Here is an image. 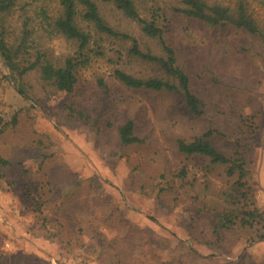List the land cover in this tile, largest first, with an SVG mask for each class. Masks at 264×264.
Returning <instances> with one entry per match:
<instances>
[{
	"label": "trees",
	"instance_id": "trees-1",
	"mask_svg": "<svg viewBox=\"0 0 264 264\" xmlns=\"http://www.w3.org/2000/svg\"><path fill=\"white\" fill-rule=\"evenodd\" d=\"M147 1L156 0H0V57L24 96L22 83L34 71L53 92L79 99L81 75L92 69L95 89L115 101L123 91L173 99L185 116L197 122V128L192 131V125L187 129L188 120L176 123L172 117L163 133L165 148L153 149L149 155L154 163L151 178L147 174L150 167L132 165L131 169L147 178L138 184L139 194L151 193L161 207L179 211L186 223V240L182 244L192 252L161 256L153 252L151 264H210L214 257L215 263L219 259L224 264H264L253 261L247 247L234 261L213 253L203 254L194 246H214L238 237L248 245L264 242V205L258 204L257 198L261 184L252 180L254 147L247 140L262 126L259 104L246 98L250 88L232 87L237 84L234 77L220 76V71L211 70L212 65L202 58L197 73L198 59L193 54L184 56L169 38V29L160 23L167 18L164 10L160 6L149 8ZM255 2L264 8V0H177L169 11L216 30L218 39L214 44L219 55L234 57L235 39L224 36L229 29L257 38L264 46V22L255 15ZM105 4L134 21L140 36L130 35L109 22L101 7ZM57 38L64 39L73 52L62 57L49 55L47 43ZM239 48L249 50L250 46L240 44ZM99 58L110 62L111 79L93 70V62ZM132 63L142 64L144 69L130 67ZM228 70L224 66L221 72L229 73ZM242 93L245 104L234 96ZM62 107L58 112L61 118L91 117V112L78 109L69 100ZM18 114V110L0 112V186L18 190L15 197L22 208L29 200L35 202L38 213L34 227L57 239L63 258L96 259L101 264L145 262L148 253L143 252L141 241L144 229L125 218L123 203H112L113 196L108 195L100 209L102 204L89 194L96 190L92 179L88 183L87 179H71L64 165L55 176L50 174L47 162L53 157L49 152L34 155L35 164L31 163L36 166L32 172L31 166L16 156L14 142L3 137L18 130ZM138 125L132 115L113 123L111 154L121 153L122 147L128 150L150 144L149 130L139 129ZM180 128L186 131H178ZM36 142L41 144V138ZM170 154L180 160L174 169L170 167ZM131 182L136 183L135 176ZM84 183L90 191L85 190ZM100 190L97 188V192ZM184 198L189 202L182 201ZM190 203L192 212L185 213L183 207ZM105 227H112L114 234L103 232ZM4 255L0 248V264H7Z\"/></svg>",
	"mask_w": 264,
	"mask_h": 264
},
{
	"label": "rangeland",
	"instance_id": "rangeland-1",
	"mask_svg": "<svg viewBox=\"0 0 264 264\" xmlns=\"http://www.w3.org/2000/svg\"><path fill=\"white\" fill-rule=\"evenodd\" d=\"M176 1H147L146 6L152 9L160 6L164 10L167 18L161 19L160 23L169 29V38L180 48L184 56L195 55L194 59H198L196 67L202 58L206 64L212 65L211 70L220 71V76L234 77L237 80L234 82L237 84L232 87L241 85L243 89L250 88L246 98L259 104V117L262 126L257 128L256 132L247 140L254 147L253 162L251 163L252 180L260 182V170L261 166H264V46L257 38L242 31L236 32L229 29L224 36L229 40L230 38L235 39V42H232L235 47H232L235 56H220L217 45L214 44V41L218 39L216 30H212L202 23L186 20L184 16L169 11L171 5L177 4ZM101 7L107 20L117 28L135 37L140 36L139 28L134 21L125 18L110 4L101 5ZM253 7L257 18L264 22V8L256 2L253 3ZM188 30L191 32L189 35ZM240 44H249L250 49L241 50ZM47 51L51 56L62 57L73 52V49L64 39L57 38L47 43ZM134 66L144 69L142 64L136 66L132 63L130 65V67ZM224 66L229 69V73L221 72L224 70ZM92 68L97 74L101 73L106 78H112L110 75L111 64L106 58L94 61ZM199 70L200 66H198L197 73ZM85 71L79 81V91L82 95L79 99L70 97L65 92H53L49 86H45L34 71L29 72L22 83V87L26 91L24 96L19 93L18 84L10 78L9 70L0 57V112L5 114L16 110L19 112V122L16 125L18 130L7 132L3 139L7 138L14 142L12 146L15 147L16 156L22 159L27 167L31 166V172L35 170L36 166L32 164H35L33 162L34 155L49 152L52 154L50 158L53 157L47 162L50 174L55 176L59 169L63 170L64 165L70 171L71 179H87L86 183L90 181L89 178L92 179L91 184L96 190L90 191L88 186H84L85 183L83 187L90 191L89 194L94 197L95 202L98 200L102 204L100 206L98 203L100 209L105 206V198H109L108 195L113 196H110L113 198L112 203H123L124 215L127 216L125 218L143 227L144 233L141 236L143 252L148 253H146L145 262H133V264H151L154 258L150 254L153 255V252L160 256L168 252L174 254L175 252H192L182 244V241L186 240V223L179 211L161 207L156 196L151 193L139 194L138 184L143 183V180H147V178L138 171V173H133L131 166L150 167L147 172L150 177L154 163L150 160L149 155L153 149H158V147L160 149V146L165 148L166 137L163 133L167 131L169 120L172 117L176 123L179 119L184 122L188 120L185 127L189 129L193 125L192 131L197 128V122L192 121L187 115L185 116L182 107L165 95L155 97L134 91H123L120 99L115 101L104 91L99 92L95 89L92 69ZM114 92H117V87L114 88ZM234 96L241 103L247 102L243 93ZM67 100L73 102L78 109L84 108L85 112H91V117L86 119L80 115L69 118L64 116V119L58 116V112H62V105ZM173 104L175 105L171 106ZM244 110H248L247 105H244ZM62 114L66 115L65 112ZM126 115H132L137 119L139 129L149 130L151 142L149 145L136 146L128 150L122 147L119 151L122 154L113 155L111 154L112 126L114 122ZM178 131L186 130L180 128ZM38 138H41V144L36 142ZM9 140L7 141L10 142ZM177 162H180L179 157L175 158L170 154L171 169L175 168ZM133 176H135V184L131 182ZM260 184L257 192L258 204L264 205V178H261ZM97 188L102 190L97 192ZM17 191L7 189L5 185L0 186V248L5 253V263L101 264L96 259L89 261L79 257L69 259L64 257V259L61 255L62 247L56 241L57 239L34 227L35 216L38 213L35 209V202L29 200L26 208H22L16 201L15 193ZM182 201L189 202L187 198ZM192 206L191 203L186 205L183 207V211L185 213L192 212ZM202 228L206 229L204 226ZM102 231L109 236L115 232L112 227H105ZM194 246L203 254L213 253L234 261L247 247V252L253 261H264V242L248 245L244 243L242 237L214 246L197 243ZM214 258H211L210 264L225 263L219 259H216L215 263Z\"/></svg>",
	"mask_w": 264,
	"mask_h": 264
},
{
	"label": "crops",
	"instance_id": "crops-1",
	"mask_svg": "<svg viewBox=\"0 0 264 264\" xmlns=\"http://www.w3.org/2000/svg\"><path fill=\"white\" fill-rule=\"evenodd\" d=\"M261 170H260V177L264 178V166H261ZM261 178H260V182H261Z\"/></svg>",
	"mask_w": 264,
	"mask_h": 264
}]
</instances>
